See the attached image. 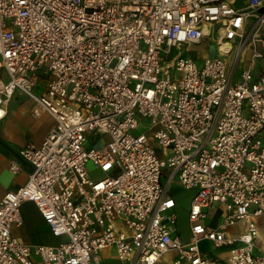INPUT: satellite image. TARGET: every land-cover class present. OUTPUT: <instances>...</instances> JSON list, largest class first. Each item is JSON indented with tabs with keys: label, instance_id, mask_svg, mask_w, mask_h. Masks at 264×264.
Listing matches in <instances>:
<instances>
[{
	"label": "built area",
	"instance_id": "1",
	"mask_svg": "<svg viewBox=\"0 0 264 264\" xmlns=\"http://www.w3.org/2000/svg\"><path fill=\"white\" fill-rule=\"evenodd\" d=\"M213 32L218 54L197 63L189 47ZM246 50L249 64L234 79ZM257 59L264 0H0L8 77L0 79V118L19 89L33 115L55 119L39 145L19 150L32 166L26 182L0 198V264H102L105 248L117 264H167L171 251L170 264H264V252H254V217L264 215ZM40 77L44 88L35 92ZM176 175L193 190L187 239L173 234ZM24 201L35 203L56 244L13 234ZM213 203L223 215L210 226L205 208ZM238 221L246 228L230 234ZM202 239L227 247L225 261L202 250Z\"/></svg>",
	"mask_w": 264,
	"mask_h": 264
},
{
	"label": "crops",
	"instance_id": "2",
	"mask_svg": "<svg viewBox=\"0 0 264 264\" xmlns=\"http://www.w3.org/2000/svg\"><path fill=\"white\" fill-rule=\"evenodd\" d=\"M247 0H235V5L242 6ZM209 39L204 37L203 40ZM217 40V36L215 37ZM250 61V51L246 50L242 54L241 60L237 64L234 73V79L239 78L241 69L247 67ZM253 73L260 75L264 73V59H257L253 63ZM6 73L0 69V79L6 80ZM44 88V80L40 77L37 85L34 87L35 92H40ZM33 101L32 99L16 89L6 104V113L0 118V198L6 190H13L23 185L29 173L32 170L30 162L22 158L19 154L20 148L27 143L39 145L45 136L55 125L54 117L48 112H41L38 115H33L31 112ZM11 160H15L19 165L17 172H12L9 168ZM192 195V194H191ZM22 222L12 229L13 234L21 241L28 244H56L60 238L54 236L48 224L44 221L37 206L32 201H24L20 207ZM207 213L204 222L210 226L218 224L222 220L223 206L220 203H213L205 208ZM178 221V219H177ZM254 222L257 226V236L255 238L254 252H264V215L254 217ZM245 222L238 221L228 228L230 234H239L245 229ZM173 234H179L181 238L187 239V236H181L176 224V231ZM202 250L214 255L216 258L225 261L228 249L227 247H217L207 239H202L199 243ZM113 255L111 248H105L100 252V257L105 254ZM174 252H167L165 258H170ZM101 257V263L103 258ZM115 257V256H114ZM116 259V257H115ZM103 264H117L105 262Z\"/></svg>",
	"mask_w": 264,
	"mask_h": 264
},
{
	"label": "rangeland",
	"instance_id": "3",
	"mask_svg": "<svg viewBox=\"0 0 264 264\" xmlns=\"http://www.w3.org/2000/svg\"><path fill=\"white\" fill-rule=\"evenodd\" d=\"M217 36V33L213 32L212 35L208 36L206 40H202L201 43L198 44H192L189 49L190 53L187 51L186 53L191 54L195 59H197V63H200V57L201 55L205 54H210V55H216L218 54L217 51V40H215V37ZM177 50L173 48L170 56H172ZM235 58V49L232 51V53L228 54L226 56V59L229 63L233 62ZM146 123H142L140 127L137 128V130H142L144 127L143 125ZM89 144L90 146L93 143V138L90 136L89 137ZM103 144L102 140L98 141L97 143L94 144V146H101ZM157 151H160V148L158 146H155ZM92 176L99 177L102 175V173L98 169H94L90 172ZM170 191L172 194L175 195L176 200H177V227L178 230L181 233V236L185 237L187 236L189 232V222H188V210H189V205H190V199H191V194L193 193V190L189 189H183L178 185V178L177 175L174 178V182L171 185ZM102 257V256H101ZM103 263L108 262V263H116L115 257L111 254L107 256L104 254L103 255ZM167 264H170L169 258L166 259ZM102 263V264H103Z\"/></svg>",
	"mask_w": 264,
	"mask_h": 264
}]
</instances>
